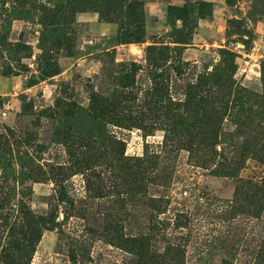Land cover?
Masks as SVG:
<instances>
[{
	"label": "rangeland",
	"instance_id": "1",
	"mask_svg": "<svg viewBox=\"0 0 264 264\" xmlns=\"http://www.w3.org/2000/svg\"><path fill=\"white\" fill-rule=\"evenodd\" d=\"M0 264H264V0H0Z\"/></svg>",
	"mask_w": 264,
	"mask_h": 264
}]
</instances>
